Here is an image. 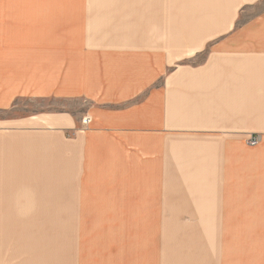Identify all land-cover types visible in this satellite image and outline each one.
Returning a JSON list of instances; mask_svg holds the SVG:
<instances>
[{"label":"crops","instance_id":"1","mask_svg":"<svg viewBox=\"0 0 264 264\" xmlns=\"http://www.w3.org/2000/svg\"><path fill=\"white\" fill-rule=\"evenodd\" d=\"M8 263L264 264V0H0Z\"/></svg>","mask_w":264,"mask_h":264},{"label":"rangeland","instance_id":"2","mask_svg":"<svg viewBox=\"0 0 264 264\" xmlns=\"http://www.w3.org/2000/svg\"><path fill=\"white\" fill-rule=\"evenodd\" d=\"M10 199L5 198L3 201L5 203H12L9 201ZM25 201V220L27 224V230L24 231V245L26 253H36V240H37V215L39 214V207L41 202L43 201H27L26 197ZM59 201H45L47 210L51 213L58 211V203ZM48 213V212H47ZM8 260L7 257L4 259ZM9 261V260H8ZM18 261H15L16 263ZM10 264V263H8Z\"/></svg>","mask_w":264,"mask_h":264},{"label":"built area","instance_id":"3","mask_svg":"<svg viewBox=\"0 0 264 264\" xmlns=\"http://www.w3.org/2000/svg\"><path fill=\"white\" fill-rule=\"evenodd\" d=\"M83 123H84L85 126H87L88 123H89V118L86 117V118L83 120ZM256 143H257V142H256L255 140H253V141L250 142L251 145H254V144H256Z\"/></svg>","mask_w":264,"mask_h":264}]
</instances>
